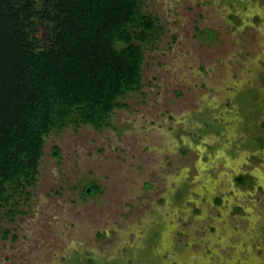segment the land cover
<instances>
[{"label":"rangeland","instance_id":"obj_1","mask_svg":"<svg viewBox=\"0 0 264 264\" xmlns=\"http://www.w3.org/2000/svg\"><path fill=\"white\" fill-rule=\"evenodd\" d=\"M141 9L140 89L108 126L45 137L35 184L0 202V264H264V0Z\"/></svg>","mask_w":264,"mask_h":264},{"label":"trees","instance_id":"obj_2","mask_svg":"<svg viewBox=\"0 0 264 264\" xmlns=\"http://www.w3.org/2000/svg\"><path fill=\"white\" fill-rule=\"evenodd\" d=\"M158 31L141 0H0V202L35 184L51 131L110 124Z\"/></svg>","mask_w":264,"mask_h":264}]
</instances>
